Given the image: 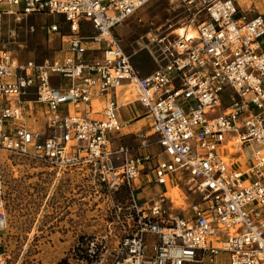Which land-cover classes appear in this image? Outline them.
<instances>
[{
	"label": "built area",
	"instance_id": "2783aa9c",
	"mask_svg": "<svg viewBox=\"0 0 264 264\" xmlns=\"http://www.w3.org/2000/svg\"><path fill=\"white\" fill-rule=\"evenodd\" d=\"M151 1L0 0V152L69 180L65 207L88 233L68 264H264V0H242L244 12L241 0H182L196 12L142 77L114 29ZM40 15L61 19L38 28ZM39 30L58 44L18 57ZM123 87L148 123L134 147L121 140ZM9 227L0 176V264H11Z\"/></svg>",
	"mask_w": 264,
	"mask_h": 264
},
{
	"label": "rangeland",
	"instance_id": "374dc122",
	"mask_svg": "<svg viewBox=\"0 0 264 264\" xmlns=\"http://www.w3.org/2000/svg\"><path fill=\"white\" fill-rule=\"evenodd\" d=\"M254 5L264 11L262 2H255ZM248 7L247 1L238 3L241 12L248 10ZM194 12L182 0H153L117 26L114 35L141 76H149L164 63L161 51L163 42L174 41L178 30L190 23ZM60 19L58 16L40 15L31 17L30 22L40 28L59 22ZM4 20L7 23L8 17H4ZM84 27L92 32L90 23H85ZM33 37L36 39L33 43L30 40L32 51L29 52H33L36 58L48 56L47 43L53 45V38L46 39L42 30ZM25 51L20 53H29ZM57 80L53 78V84H57ZM63 109L66 111V107ZM144 123H141L142 126ZM152 137L147 139L153 143L155 138ZM121 140L124 142L123 138ZM118 142L116 139L115 143ZM125 142L129 145L139 144L128 138ZM154 150L157 151L158 147L154 146ZM251 154L252 150H246L247 159ZM244 162L239 160L240 164ZM54 171L43 167L41 162L0 152V176L10 214V227L5 235L4 246L11 257V264H68L76 239L88 233L81 228L84 224L82 214L79 219L73 220L65 207L62 193L69 190V180L59 181ZM161 190L150 189L146 194L149 198ZM173 190H169V195L175 199L171 194ZM196 198V195H192L190 201ZM59 202H64V205ZM220 260L226 264L227 256H221Z\"/></svg>",
	"mask_w": 264,
	"mask_h": 264
},
{
	"label": "crops",
	"instance_id": "0c3cea01",
	"mask_svg": "<svg viewBox=\"0 0 264 264\" xmlns=\"http://www.w3.org/2000/svg\"><path fill=\"white\" fill-rule=\"evenodd\" d=\"M84 33L85 34H91V31L84 29ZM36 37H32L30 39V40H32V43L36 39ZM30 40H29L28 47L26 48L27 50L25 52L32 51V50H30ZM53 40H54V45L58 44L59 40L56 36L53 38ZM45 48H46V44H45ZM17 56L18 57H32L33 52H29L27 54L18 52ZM142 77H147V76H142ZM128 90L130 91V89L128 87H123V88L119 89L117 92L119 103H124V106H121L119 109V118L125 124L131 123L129 129L125 130L123 133V135H124L123 136V140H124L123 143L127 146L134 147V146H136V144H134V145L133 144L132 145L126 144L125 140H127V138H128L129 140H132L134 143L135 142L137 143V140L135 139L134 135L137 134L136 132L138 131V129L139 130L140 129H142V130L146 129L148 126V123H147L146 118H145V110L142 108V106L138 102H136L135 97L130 95L131 97H133V99H128V97L126 96V93ZM104 101H105V99L102 98L99 102L93 103L94 109H93L92 113L89 115L91 118H93V119L101 118V116L97 113H99L101 111ZM70 110L73 113H79V114L85 113L82 106L70 107ZM142 122H145L144 126H142V124H141ZM152 138L154 139L155 137H152Z\"/></svg>",
	"mask_w": 264,
	"mask_h": 264
},
{
	"label": "bare ground",
	"instance_id": "6f19581e",
	"mask_svg": "<svg viewBox=\"0 0 264 264\" xmlns=\"http://www.w3.org/2000/svg\"><path fill=\"white\" fill-rule=\"evenodd\" d=\"M185 33V30L183 28H180L178 30V33L179 35H183ZM188 34L189 35H192V36H196L197 33H196V30L194 28L191 27V29L188 30ZM126 96L128 97V99H133V97L130 96V91L128 90L127 93H126ZM131 97V98H130ZM171 194L177 198L178 196V189L177 188H174V190L171 192Z\"/></svg>",
	"mask_w": 264,
	"mask_h": 264
}]
</instances>
